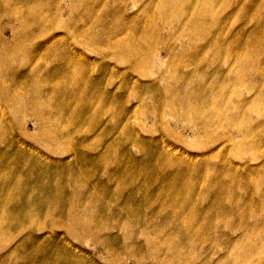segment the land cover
<instances>
[{
	"label": "rangeland",
	"instance_id": "1",
	"mask_svg": "<svg viewBox=\"0 0 264 264\" xmlns=\"http://www.w3.org/2000/svg\"><path fill=\"white\" fill-rule=\"evenodd\" d=\"M0 264H264V0H0Z\"/></svg>",
	"mask_w": 264,
	"mask_h": 264
},
{
	"label": "bare ground",
	"instance_id": "2",
	"mask_svg": "<svg viewBox=\"0 0 264 264\" xmlns=\"http://www.w3.org/2000/svg\"><path fill=\"white\" fill-rule=\"evenodd\" d=\"M198 53L197 52H194V54H193V58L194 59H198ZM180 58H182V57H180ZM181 60H183V58L181 59ZM186 94V93H185ZM185 94H183L182 92H177V93H174L172 96H174L175 98L176 97H178V99L179 100H181L182 99V97L185 95ZM238 126H236V128H237ZM237 130V129H236ZM232 131H234V129L232 130ZM240 131H241V129H240ZM235 132V131H234ZM245 132V131H244ZM244 134H247V131L244 133ZM212 135V134H211ZM30 234V233H29Z\"/></svg>",
	"mask_w": 264,
	"mask_h": 264
}]
</instances>
